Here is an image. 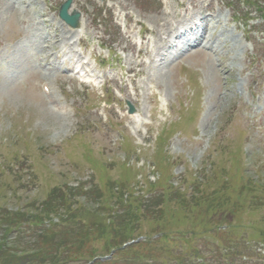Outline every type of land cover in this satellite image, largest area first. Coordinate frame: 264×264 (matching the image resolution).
I'll return each mask as SVG.
<instances>
[{
  "label": "rangeland",
  "instance_id": "rangeland-1",
  "mask_svg": "<svg viewBox=\"0 0 264 264\" xmlns=\"http://www.w3.org/2000/svg\"><path fill=\"white\" fill-rule=\"evenodd\" d=\"M64 1L0 0V210H35L69 187L71 208L94 221L117 214L122 193L146 206L161 197V219L144 216L132 240L195 231L208 244L160 240L157 264L194 249L206 264H253L264 243V0H73L76 29L58 17ZM203 21L212 54L176 36ZM103 85L113 106L97 98ZM90 250L106 255L102 239Z\"/></svg>",
  "mask_w": 264,
  "mask_h": 264
},
{
  "label": "trees",
  "instance_id": "trees-1",
  "mask_svg": "<svg viewBox=\"0 0 264 264\" xmlns=\"http://www.w3.org/2000/svg\"><path fill=\"white\" fill-rule=\"evenodd\" d=\"M72 189L55 188L35 210L9 212L0 210V264H74L92 261L100 255L90 250L91 242L102 239L106 254L112 252L108 263L94 261L93 264H149L154 257L152 244L139 242L121 249L132 240L140 219H161V197L125 202L119 196L115 215L105 211L100 220L85 223L79 210L71 208ZM102 196V195H100ZM74 205V204H73ZM146 214H150L146 216ZM106 216V217H105ZM57 218L59 224H53ZM14 236V240L10 243ZM22 246L20 251L16 248ZM114 252V253H113Z\"/></svg>",
  "mask_w": 264,
  "mask_h": 264
},
{
  "label": "water",
  "instance_id": "water-1",
  "mask_svg": "<svg viewBox=\"0 0 264 264\" xmlns=\"http://www.w3.org/2000/svg\"><path fill=\"white\" fill-rule=\"evenodd\" d=\"M71 5L72 0H66L60 7L59 17L69 27L76 28L80 19V14L74 11L71 13V15H69L68 10L71 8Z\"/></svg>",
  "mask_w": 264,
  "mask_h": 264
},
{
  "label": "bare ground",
  "instance_id": "bare-ground-1",
  "mask_svg": "<svg viewBox=\"0 0 264 264\" xmlns=\"http://www.w3.org/2000/svg\"><path fill=\"white\" fill-rule=\"evenodd\" d=\"M28 4V3H27ZM9 5V4H8ZM10 6V5H9ZM10 7H12V6H10ZM13 8V7H12ZM218 17V16H217ZM217 19H219V18H217ZM203 20V19H202ZM203 23H204V28L202 29V33H201V35L198 37V38H196V41L198 40V41H201L202 39H204L205 38V34H203V30H205V28H206V23L207 22H204L203 21ZM208 43V42H207ZM0 68H2V67H0Z\"/></svg>",
  "mask_w": 264,
  "mask_h": 264
}]
</instances>
